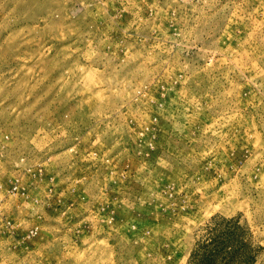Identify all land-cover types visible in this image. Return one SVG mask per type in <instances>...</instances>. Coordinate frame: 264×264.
Segmentation results:
<instances>
[{
  "label": "rangeland",
  "instance_id": "obj_1",
  "mask_svg": "<svg viewBox=\"0 0 264 264\" xmlns=\"http://www.w3.org/2000/svg\"><path fill=\"white\" fill-rule=\"evenodd\" d=\"M0 264H264V0H0Z\"/></svg>",
  "mask_w": 264,
  "mask_h": 264
}]
</instances>
